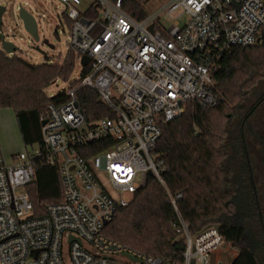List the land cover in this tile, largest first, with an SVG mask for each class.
Instances as JSON below:
<instances>
[{
    "label": "built area",
    "instance_id": "obj_1",
    "mask_svg": "<svg viewBox=\"0 0 264 264\" xmlns=\"http://www.w3.org/2000/svg\"><path fill=\"white\" fill-rule=\"evenodd\" d=\"M59 1L60 19L71 22L69 46L80 64L91 59V72L69 88L66 102L48 105L38 148L16 153L12 164L0 154V264H172L106 238L103 229L149 173L164 185L165 168L155 156L163 126L180 118L188 102L218 106L215 61L232 47L264 45V0H173L141 20L125 10L128 0H94L86 8L83 0ZM88 10L99 16L86 18ZM179 10L166 28L160 14L171 18ZM83 87L97 91L110 116L87 121L76 95ZM102 141L105 151L89 159L79 154ZM35 160L58 169L64 195L42 218H33L26 191L36 179ZM181 198L169 194L185 242L176 264H217L214 255L230 243L215 225L192 234L177 208Z\"/></svg>",
    "mask_w": 264,
    "mask_h": 264
},
{
    "label": "trees",
    "instance_id": "obj_2",
    "mask_svg": "<svg viewBox=\"0 0 264 264\" xmlns=\"http://www.w3.org/2000/svg\"><path fill=\"white\" fill-rule=\"evenodd\" d=\"M148 1L128 0L124 8L141 20L147 16L144 5ZM84 16L94 19L99 12L88 10ZM78 64L79 55L71 48L62 63L46 60L36 66L0 48V109L15 112L26 148L41 145L48 105L68 100L67 91L50 97L46 90L58 81L69 82ZM90 72L91 65L82 66L80 80L70 88ZM211 74L218 106L204 108L188 102L180 118L163 126L155 156L165 168L164 185L148 175L130 205L119 209L102 234L148 257L181 263L178 247L185 242L176 231L178 214L169 194L182 193L177 208L192 234L215 225L238 250L231 264H264V200L250 150L252 136L264 163V130L255 133L249 126L264 104V45L226 50L211 67ZM76 95L89 123L111 115L94 89L83 87ZM252 99L256 102L247 108ZM108 147L102 141L80 148L79 154L89 159ZM34 166L36 179L26 191L33 203V218H42L49 205L63 200L62 180L56 167L42 166L37 160Z\"/></svg>",
    "mask_w": 264,
    "mask_h": 264
},
{
    "label": "rangeland",
    "instance_id": "obj_3",
    "mask_svg": "<svg viewBox=\"0 0 264 264\" xmlns=\"http://www.w3.org/2000/svg\"><path fill=\"white\" fill-rule=\"evenodd\" d=\"M93 1L94 0H83L82 8L89 7ZM172 1L173 0H149L147 3H145L144 10L148 15H154L155 13L166 8ZM20 5L28 10V12H30L36 19L40 41H36L31 35H29V33L25 31L22 21L18 18L17 7ZM0 6H5L8 9L6 15L4 16V33L6 35V39L12 41L19 49L14 55L19 56L34 66L42 64L46 60H49L50 62H63V59L70 49L69 26L63 18L60 19L63 6L59 0H0ZM181 12L182 10L175 12L171 18L167 17L165 13H161L160 18L162 24L166 28L171 27L176 20L175 18H177ZM186 19L187 15H184L179 20L180 26L185 25ZM45 41H47L48 44L54 48L52 49L50 46H48ZM0 48H2L1 42ZM81 70L82 66L79 63L72 79L67 83L58 81L57 83L50 86L46 90L48 96L54 97L63 91H68L72 82H77L80 80ZM78 85L79 83L76 86ZM255 102L256 99H252L248 103L247 108H251ZM5 112L9 113L13 119V127L10 125V118H2L1 121L3 122H0L3 125H6V127L7 124H9L10 131L13 133L10 134V131L7 132V144L5 143V138L1 143V148L3 147V153L5 156L7 157L11 152L15 151L18 153L27 150L32 151L38 148L39 145L37 144L26 148L19 131L15 112L11 109H0V113ZM249 126L255 133L264 130V104L256 111L254 117L249 123ZM250 137V150H252V157L254 161L253 165L257 175L258 183L260 185V195L264 200L263 157L259 152V143L252 136ZM6 160L8 164L12 163V159L11 162L8 158ZM112 194L115 199H118V195L115 192L112 191ZM237 256L238 250L229 244L223 251L215 255V259L217 264H231Z\"/></svg>",
    "mask_w": 264,
    "mask_h": 264
},
{
    "label": "water",
    "instance_id": "obj_4",
    "mask_svg": "<svg viewBox=\"0 0 264 264\" xmlns=\"http://www.w3.org/2000/svg\"><path fill=\"white\" fill-rule=\"evenodd\" d=\"M7 11H8L7 7L0 6V42L2 44V50L6 54L14 55L19 49L12 41L6 39V35L4 33V16L6 15ZM18 18L22 21L25 31L29 33V35H31L33 39H35L36 41H40L37 21L34 18V16L30 12H28V10H26L22 5L18 7ZM150 30L154 31V26H151ZM45 43L48 46H50L47 41H45ZM50 47L52 49L54 48L53 46ZM90 62L91 59L88 56H84L81 59V66L83 67L88 66ZM149 175H151V173H149ZM71 240H74V238L71 237ZM78 242L81 243V240L78 239ZM183 249H184L183 246L178 247V250L181 252L183 251ZM126 256L132 261L138 260L132 254H126ZM139 261L140 263H142L141 260Z\"/></svg>",
    "mask_w": 264,
    "mask_h": 264
},
{
    "label": "crops",
    "instance_id": "obj_5",
    "mask_svg": "<svg viewBox=\"0 0 264 264\" xmlns=\"http://www.w3.org/2000/svg\"><path fill=\"white\" fill-rule=\"evenodd\" d=\"M2 118H5V119H11V127H13V119H12V117H11V115H9V113H7V112H5V113H0V122H3V121H1V119ZM9 124H7V127H6V125H3L2 123H0V126H1V128H0V154L2 155V157H3V159H4V161L7 163V158L10 160V162H11V159H12V163L14 162V160H13V156L17 153V151H15V152H11L7 157L5 156V154L3 153V147L1 148V143H2V141H3V139L5 138V143L7 144V139H6V134H7V132H9L10 131V128H9V126H10ZM3 126H4V128H3ZM20 131V130H19ZM10 134H13L11 131H10ZM12 139V138H11ZM12 142V141H11ZM19 151V150H18ZM11 163V164H12ZM217 255V254H216ZM213 261L214 262H216L217 263V261H216V259H215V255H214V257H213Z\"/></svg>",
    "mask_w": 264,
    "mask_h": 264
}]
</instances>
